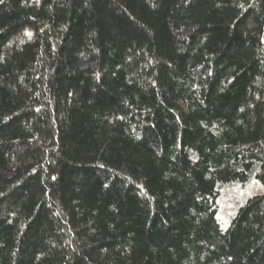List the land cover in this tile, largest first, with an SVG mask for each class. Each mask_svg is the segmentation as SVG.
<instances>
[{
    "label": "trees",
    "instance_id": "trees-1",
    "mask_svg": "<svg viewBox=\"0 0 264 264\" xmlns=\"http://www.w3.org/2000/svg\"><path fill=\"white\" fill-rule=\"evenodd\" d=\"M0 264H264V0H0Z\"/></svg>",
    "mask_w": 264,
    "mask_h": 264
}]
</instances>
